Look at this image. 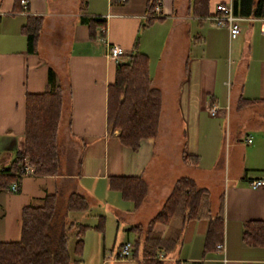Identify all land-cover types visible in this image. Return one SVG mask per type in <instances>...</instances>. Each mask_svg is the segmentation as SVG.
Returning a JSON list of instances; mask_svg holds the SVG:
<instances>
[{
	"label": "crops",
	"instance_id": "1",
	"mask_svg": "<svg viewBox=\"0 0 264 264\" xmlns=\"http://www.w3.org/2000/svg\"><path fill=\"white\" fill-rule=\"evenodd\" d=\"M148 1L25 0L23 7L19 0H0V169L22 150L25 94L47 90L49 71L62 94L57 174L24 176L15 191H0V241L18 237L19 213L27 199L32 204L66 190L67 198L77 194L87 200L104 192L113 202L110 242L103 231L85 222L88 211L68 212L69 222L88 227L76 264H140L145 243L154 234L158 244L155 240L148 251L163 264H264V246L241 240L244 223L264 219V188L248 186L252 178L264 179L263 18L238 16L239 33L229 39L227 28L214 25L209 17L217 4L231 5V0H205L201 15L191 13L192 0H158V16L152 11L154 20L146 23ZM27 16L41 18L33 52L27 51L20 31ZM89 18L104 21L95 27L93 38ZM106 44L124 50L120 62L135 51L144 54L148 78L160 92L157 135L140 140L135 151L119 144L116 130L111 136L106 131V89L116 65ZM241 99L252 102L243 104ZM211 107L214 115L208 113ZM168 146H174V155L167 154ZM87 147H112L115 157L107 172L90 170L100 163L85 157ZM182 155L196 163L183 161ZM109 175H140L145 184L141 202L134 206L121 201L118 192L107 188ZM179 177L206 189L203 216L185 222L172 217L148 231L149 220ZM209 182L216 184L215 193ZM7 192L17 197L10 200ZM20 198L24 200L18 203ZM218 217L222 232L217 244L222 250L217 244L206 250L208 220ZM126 241L130 255L118 259Z\"/></svg>",
	"mask_w": 264,
	"mask_h": 264
},
{
	"label": "trees",
	"instance_id": "2",
	"mask_svg": "<svg viewBox=\"0 0 264 264\" xmlns=\"http://www.w3.org/2000/svg\"><path fill=\"white\" fill-rule=\"evenodd\" d=\"M154 2L149 0L146 6V14L150 15L146 23L154 20L151 17ZM204 5L205 0H192L191 13L201 15ZM231 9L236 16L264 18V0H231ZM103 23L99 18L87 19L90 38L94 36L95 27ZM40 24V17L27 16L20 28L28 52L35 49ZM47 82V90L25 94L22 150L6 167L0 169V191L9 190L12 182H19L20 178L16 174L22 157L28 159L35 176L57 174L56 135L62 94L59 86H53L51 71L48 72ZM241 101L243 104L252 102L245 99ZM160 106V92L152 87L148 78L147 57L144 54L135 51L125 61L116 63L113 82L106 89V131L109 136L116 130L120 145L132 151L137 150L140 140L156 137ZM182 160L196 163L195 158L186 155H182ZM106 184L109 190L118 192L121 199L134 206L141 202L145 194V184L140 175H109ZM55 203L54 195H46L36 203L21 207L18 238L0 241V264H76L75 257L80 256L82 250L81 236L88 227L72 222L58 224L54 219ZM206 205V189L197 188L190 178L179 177L172 184L161 208L149 220L147 230L150 231L156 224L165 225L172 217H179L185 222L203 216ZM86 209L87 203L82 196L71 194L67 198V212H84ZM102 223V217H99L93 228L102 232ZM221 232V219L210 218L203 243L206 250L220 241ZM68 234L74 239L71 252L67 249ZM155 235L149 238V243H145L146 250L140 264H163L148 251L156 245L155 242L158 244ZM241 240L246 245L264 246V219L244 223Z\"/></svg>",
	"mask_w": 264,
	"mask_h": 264
},
{
	"label": "rangeland",
	"instance_id": "3",
	"mask_svg": "<svg viewBox=\"0 0 264 264\" xmlns=\"http://www.w3.org/2000/svg\"><path fill=\"white\" fill-rule=\"evenodd\" d=\"M121 59V57H120ZM120 59H119V62H120ZM232 91H233V88H232ZM224 130H225V127L223 126ZM225 132V131H224ZM92 147H87V154L85 153V157L87 158H93V162L94 163H100L99 166H96V164H94V166L92 167V165L89 167L90 170L92 172H98V174L100 173H104V172H107V170H109V168H111V163L114 161V154L111 152V149H108L107 151L106 150H100L98 148H93L95 151H92L93 149H91ZM158 148V147H157ZM164 148V147H163ZM97 149V150H96ZM167 154H170V155H174V146H168L167 147ZM99 151V152H98ZM113 155V156H112ZM65 157L64 155L61 157V161L63 160L64 161ZM168 161H173L171 160V157L169 156L168 157ZM91 162V163H93ZM65 163V162H64ZM105 163V164H104ZM177 169V168H176ZM65 172H69V169L67 167L64 166V169H63ZM62 171V172H64ZM34 175V174H32ZM31 176V175H30ZM25 178H23L24 180ZM26 180V179H25ZM212 181H216V178H212L211 179ZM210 180V181H211ZM89 182V181H88ZM90 183V182H89ZM71 187H68V188H72V186L74 185L72 182H71ZM91 184V183H90ZM208 185L210 186V188L212 189V192L215 193V188H216V184L213 183V182H209ZM102 189H104L103 186H101ZM64 191H60L58 194H56L55 196V199H56V205H55V221L57 220L58 224L60 222H63V223H68L71 219V215L68 214V212L65 210V203H66V198H67V195H64ZM4 193V192H3ZM10 196H8V198L10 200L12 199H15L17 196L14 195V193H11V192H7ZM91 197H87V200L86 203H87V209L86 211H88V216L85 217V222L87 224H94V226L98 223V218L99 216H97V214H100L102 215V227L104 229H102V235L106 238L107 241L110 242V239L112 238V235H113V228H114V217H113V213L111 211V205L110 204H113V202L109 199H107L108 197H106V195L104 194V192L100 193L98 196L97 195H89ZM6 201V199H4ZM23 198H20V200L18 201L19 202H23ZM29 199H27V201H25V203H30L32 202L31 199L28 201ZM121 201H125V200H121ZM8 202V201H7ZM1 210V208H0ZM13 210V209H12ZM10 211L9 213H13L14 211ZM73 215V214H72ZM8 225L10 226V224L8 223ZM56 227H59V226H56ZM101 237V235H100ZM18 238V237H17ZM16 238V239H17ZM73 237L72 235H67V249L70 251L71 250V247H72V244H73ZM87 255L89 256V252L86 253V258Z\"/></svg>",
	"mask_w": 264,
	"mask_h": 264
},
{
	"label": "built area",
	"instance_id": "4",
	"mask_svg": "<svg viewBox=\"0 0 264 264\" xmlns=\"http://www.w3.org/2000/svg\"><path fill=\"white\" fill-rule=\"evenodd\" d=\"M20 3L23 5L25 4V0H19ZM158 10H159V2L158 0H155V4L153 7V16H158ZM209 19L212 21V23L216 26L220 27H226L228 31V37L229 39H234L238 33H239V20L240 18L232 13L231 5L230 4H217L214 8L213 14L209 17ZM261 27L260 30L262 33H264V18L260 19ZM107 47V55L110 60H112L114 63H119L120 57L124 55V50L115 44H106ZM209 115H214L215 108L211 107L208 110ZM247 142L250 140L247 139ZM33 174V168L29 164V161L26 157H22L18 173L16 174L17 177L22 178L24 176H30ZM248 186L251 189H258V188H264V179L263 178H252L248 181ZM17 189V183L12 182L9 186L10 191H15ZM215 248L218 250H222V245L217 244L215 245ZM130 249L131 244L126 241L124 242L121 247L119 248L117 252V258L118 259H126L130 255ZM159 258H161L159 256ZM183 264V263H179Z\"/></svg>",
	"mask_w": 264,
	"mask_h": 264
}]
</instances>
